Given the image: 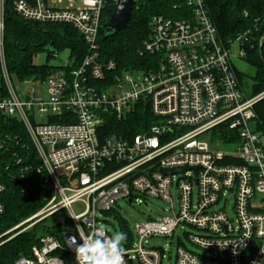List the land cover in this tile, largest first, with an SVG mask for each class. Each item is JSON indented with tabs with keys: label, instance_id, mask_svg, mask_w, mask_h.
<instances>
[{
	"label": "built area",
	"instance_id": "1",
	"mask_svg": "<svg viewBox=\"0 0 264 264\" xmlns=\"http://www.w3.org/2000/svg\"><path fill=\"white\" fill-rule=\"evenodd\" d=\"M178 1L190 17L155 16L150 22L144 52L160 54L159 65L115 74L100 87L93 81L116 69L114 61L99 59L106 0H15L25 20L69 23L89 47L81 65L69 67L67 57L46 78L24 80L41 88L22 95L6 63V0H0V113L23 123L41 160L38 172L47 175L52 190L39 211L4 235L61 215L66 221L57 224H72L43 235L32 256L16 264H77L66 240L81 242L78 226L87 235L102 224L103 213L116 211L119 200L149 204L150 198L170 206L165 215L136 225V242L127 236L125 264H162L168 245L151 243L158 238L177 241L175 264H264V135L253 127L264 93L249 98L238 80L231 48L242 37L226 47L205 0ZM239 54L245 57L242 48ZM140 100L158 117L149 132L130 140L116 134L101 139L104 119L124 117ZM217 127L223 131L216 130V139L203 138ZM231 199L234 217L228 212ZM181 234L206 254L187 247Z\"/></svg>",
	"mask_w": 264,
	"mask_h": 264
},
{
	"label": "trees",
	"instance_id": "2",
	"mask_svg": "<svg viewBox=\"0 0 264 264\" xmlns=\"http://www.w3.org/2000/svg\"><path fill=\"white\" fill-rule=\"evenodd\" d=\"M15 0H6L5 56L8 71L13 78L44 79L62 64H51L52 59L67 51L69 67L81 65L89 54L83 35L69 23L29 21L14 9ZM209 14L218 30L220 41L230 48L242 37L239 47L245 51L244 59L254 69L251 84L245 80L249 74L234 66L242 89L248 97L264 92V0H205ZM116 0H106L102 10L105 23L116 8ZM155 16L181 19L191 16V10L178 0H136L130 22L113 36L97 38L99 59L114 61L116 69L107 73L104 81H93L104 87L113 75L127 71H148L161 62L160 54L144 52V43L150 39V22ZM46 52V63L34 64V56ZM2 89L3 94L5 90ZM254 130L264 135V97L255 105ZM64 122V120H55ZM158 122V117L145 100L135 103L122 118L108 115L99 128L101 139L116 134L130 140L137 134L147 133ZM223 131L222 127L215 128ZM0 178L4 191L0 202V264H16L32 256V248L40 244L43 235L58 234L48 229V218L33 226L16 227L39 211L51 197V182L44 172H38L41 160L21 121L0 113ZM27 228V229H26ZM123 230L131 236V230Z\"/></svg>",
	"mask_w": 264,
	"mask_h": 264
},
{
	"label": "rangeland",
	"instance_id": "3",
	"mask_svg": "<svg viewBox=\"0 0 264 264\" xmlns=\"http://www.w3.org/2000/svg\"><path fill=\"white\" fill-rule=\"evenodd\" d=\"M239 52H240L239 44H234L231 48V61L233 65L237 67L239 70L249 74V78H247L245 81L251 84L250 75L254 73V69L246 62L244 57L240 56ZM67 57H68V52L64 51L59 55V58L52 59L51 64H54V65L61 64L62 61L66 60ZM44 63H46V52H41V53H38L36 56H34V64L42 65ZM13 82H14V85L17 91L22 95H26L27 93L31 92L33 89L40 90L41 88V86L39 85L35 86L31 83L20 82L16 78H13ZM1 85H2V80H1V73H0V87ZM46 87L47 86L44 85V88ZM243 92L247 96V91L243 89ZM263 93L264 92L258 95H261ZM37 120L41 121L42 119L41 117H39ZM203 138L206 140H208L209 138L216 139L217 138L216 130L209 131L208 133L203 135ZM172 194H173L174 201L177 202L176 188L173 189ZM233 205H234V201L233 199H231L228 204V212L230 213L232 217H234ZM169 206L170 205L167 202L157 199V198H150L149 204H145V203L138 204L136 202L131 204L128 201L121 199L118 201V206L116 207V211L112 213L102 214V218H101L103 220L102 225L106 227V229L110 232V235H113L114 233L120 232V231H123L125 233L123 228H124V225H126L131 230V236L129 235L130 239L134 238L133 242H136L137 237L135 234H133V231H135L136 225L149 218L156 219L160 215H165L166 210L169 208ZM117 215L119 217H116ZM71 228H72V224L70 222H67V224L62 226V225L57 224L56 217L48 218V229L50 230H55V231L58 230L57 233H60L62 230L66 231V230H70ZM185 229L188 232L195 233L196 231V229L188 225L185 226ZM180 231L182 232L181 228H180ZM181 237L184 243L187 245V247L197 252L206 254L200 248L190 243L189 239L186 236L181 234ZM151 243H160L159 245H162V246L168 245L167 256L163 259L162 264H175L177 247H178V243L176 240L173 241L172 243H169L167 239L158 238V239H151Z\"/></svg>",
	"mask_w": 264,
	"mask_h": 264
},
{
	"label": "clouds",
	"instance_id": "4",
	"mask_svg": "<svg viewBox=\"0 0 264 264\" xmlns=\"http://www.w3.org/2000/svg\"><path fill=\"white\" fill-rule=\"evenodd\" d=\"M70 216L79 221L78 217ZM77 232L81 242H77L76 237L66 240L69 246L74 247L77 264H125L126 233L120 231L109 235L102 224L94 226L87 235L81 233L79 226Z\"/></svg>",
	"mask_w": 264,
	"mask_h": 264
},
{
	"label": "water",
	"instance_id": "5",
	"mask_svg": "<svg viewBox=\"0 0 264 264\" xmlns=\"http://www.w3.org/2000/svg\"><path fill=\"white\" fill-rule=\"evenodd\" d=\"M136 0H117L116 8L111 17L101 25L100 35L104 37L113 36L119 32L130 22L133 10L135 8ZM69 88L66 89L68 91ZM185 171V170H184ZM182 171V172H184ZM165 174H172L176 170H164ZM66 218L61 215L57 218V223H64Z\"/></svg>",
	"mask_w": 264,
	"mask_h": 264
}]
</instances>
